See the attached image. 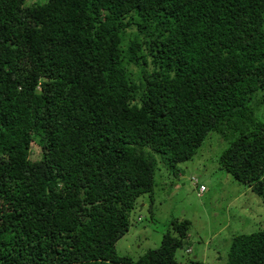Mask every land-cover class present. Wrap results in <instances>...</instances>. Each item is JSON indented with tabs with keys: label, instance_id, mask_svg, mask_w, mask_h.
Returning a JSON list of instances; mask_svg holds the SVG:
<instances>
[{
	"label": "trees",
	"instance_id": "trees-1",
	"mask_svg": "<svg viewBox=\"0 0 264 264\" xmlns=\"http://www.w3.org/2000/svg\"><path fill=\"white\" fill-rule=\"evenodd\" d=\"M211 132L264 205V0H0V264H183L187 219L115 246ZM223 264H264V227Z\"/></svg>",
	"mask_w": 264,
	"mask_h": 264
},
{
	"label": "rangeland",
	"instance_id": "rangeland-1",
	"mask_svg": "<svg viewBox=\"0 0 264 264\" xmlns=\"http://www.w3.org/2000/svg\"><path fill=\"white\" fill-rule=\"evenodd\" d=\"M226 146L218 134L211 132L193 159L181 165L184 168L182 178L174 179L164 168L157 169L155 202L149 204L148 195L137 200V207L130 214L132 225L116 243L117 255L136 260L156 247L172 218L190 221L188 244L192 253L186 255L181 249L176 254L183 264H223L233 236L262 230L264 205L260 197L219 165L218 158ZM31 148L30 159L37 160L38 147ZM190 176L198 177L199 182L206 185V191L200 196ZM150 218L154 219V225Z\"/></svg>",
	"mask_w": 264,
	"mask_h": 264
},
{
	"label": "built area",
	"instance_id": "built-area-1",
	"mask_svg": "<svg viewBox=\"0 0 264 264\" xmlns=\"http://www.w3.org/2000/svg\"><path fill=\"white\" fill-rule=\"evenodd\" d=\"M197 182H198L197 179H196V178H193L192 183H193L194 186L197 184ZM204 191H205V186L200 185V186L198 187V194H201V193H203Z\"/></svg>",
	"mask_w": 264,
	"mask_h": 264
},
{
	"label": "clouds",
	"instance_id": "clouds-1",
	"mask_svg": "<svg viewBox=\"0 0 264 264\" xmlns=\"http://www.w3.org/2000/svg\"><path fill=\"white\" fill-rule=\"evenodd\" d=\"M196 179H197V181H198V178H196ZM193 186H194V185H193ZM203 186H205V185H203ZM198 187H199V186H198ZM205 191H206V186H205ZM205 191H204V192H205ZM197 192H198V188H197ZM204 192H203V193H204ZM201 194H202V193H201Z\"/></svg>",
	"mask_w": 264,
	"mask_h": 264
},
{
	"label": "bare ground",
	"instance_id": "bare-ground-1",
	"mask_svg": "<svg viewBox=\"0 0 264 264\" xmlns=\"http://www.w3.org/2000/svg\"><path fill=\"white\" fill-rule=\"evenodd\" d=\"M200 185V184H199ZM196 186V185H195ZM198 186V185H197Z\"/></svg>",
	"mask_w": 264,
	"mask_h": 264
},
{
	"label": "crops",
	"instance_id": "crops-1",
	"mask_svg": "<svg viewBox=\"0 0 264 264\" xmlns=\"http://www.w3.org/2000/svg\"><path fill=\"white\" fill-rule=\"evenodd\" d=\"M206 189H207V187H206Z\"/></svg>",
	"mask_w": 264,
	"mask_h": 264
}]
</instances>
